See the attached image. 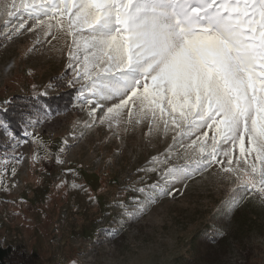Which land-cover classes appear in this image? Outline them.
Listing matches in <instances>:
<instances>
[{"label": "rangeland", "instance_id": "obj_1", "mask_svg": "<svg viewBox=\"0 0 264 264\" xmlns=\"http://www.w3.org/2000/svg\"><path fill=\"white\" fill-rule=\"evenodd\" d=\"M6 18L0 16V28ZM12 31L11 25L7 33L0 31V120L7 124L1 110L14 95H51L83 83L69 86L74 74L67 68L68 44L58 33L53 40L40 29ZM77 97L76 91L73 107L64 112H27V119L41 122L27 127L31 136L25 129L21 136L14 133L27 141L14 152L15 141L0 128V244L36 251V264H264V203L258 195L246 196L222 225L215 221L238 186L219 165L175 183L172 195L159 198L138 218L123 216L114 205L122 201L131 210V198L140 195L131 186L142 187L141 178L149 184L158 180L156 173L137 170L164 153L174 133L146 135V122H126L127 109L118 124L100 123L112 102L96 110L88 128L92 105ZM57 155L63 163H56ZM186 162L174 154L169 164ZM61 181L66 183L57 189ZM73 182L82 187L72 188ZM214 230L220 237L200 252L198 236Z\"/></svg>", "mask_w": 264, "mask_h": 264}, {"label": "snow or ice", "instance_id": "obj_2", "mask_svg": "<svg viewBox=\"0 0 264 264\" xmlns=\"http://www.w3.org/2000/svg\"><path fill=\"white\" fill-rule=\"evenodd\" d=\"M0 16L7 17L3 33L11 25V35L40 29L65 39L74 74L68 84L83 81L77 98L92 105L86 127L112 102L100 123L118 124L127 109L126 122H146V135L174 133L165 152L137 170L158 180L131 186L140 194L131 198V210L122 201L114 205L123 216L138 218L172 195L175 183L214 164L238 184L224 202L228 210L250 194L264 203V0H0ZM40 122L29 116L25 135ZM0 128L15 141L13 152L27 142L3 120ZM177 147L185 149L182 155L174 153ZM174 154L187 162L170 165ZM56 163H63L58 155Z\"/></svg>", "mask_w": 264, "mask_h": 264}, {"label": "trees", "instance_id": "obj_3", "mask_svg": "<svg viewBox=\"0 0 264 264\" xmlns=\"http://www.w3.org/2000/svg\"><path fill=\"white\" fill-rule=\"evenodd\" d=\"M77 89L71 87L68 90L60 91L51 95H14L8 101L7 107L1 110V114L8 122L13 132L16 135H22L24 132V125L27 120L26 113H39L48 109L52 113L64 112L70 110L74 104V96ZM0 147L3 144L0 142ZM232 209L218 214L215 221L221 225L231 215ZM211 230V229H210ZM220 237L218 230L201 233L198 236L196 245L201 252L202 249L209 251L213 247L215 240ZM38 253L36 251H29L23 244L19 245H2L0 244V264H36Z\"/></svg>", "mask_w": 264, "mask_h": 264}]
</instances>
